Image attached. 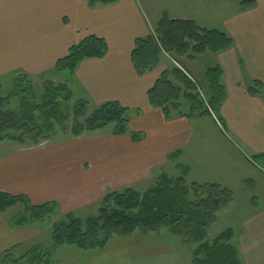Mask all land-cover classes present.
Instances as JSON below:
<instances>
[{
	"label": "crops",
	"instance_id": "obj_1",
	"mask_svg": "<svg viewBox=\"0 0 264 264\" xmlns=\"http://www.w3.org/2000/svg\"><path fill=\"white\" fill-rule=\"evenodd\" d=\"M242 1L234 0L236 11L219 22L212 16L213 22L206 24L204 16L184 9L203 10V0H176L169 9L160 0H120L94 9L85 0H0V20L10 36H15L14 45L0 59L5 68H0V76L22 71L42 78L70 47L94 35L106 41L107 53L101 59L83 60L69 81L93 107L118 102L129 110V133L78 137L0 157V192L25 195L35 206L54 203L63 213L79 212L98 203L107 191L134 188L155 170L165 171L169 165L177 170L167 160L177 150L180 163L188 168L187 180L229 188V178L217 174L219 164L212 165L206 156L204 163L196 162L204 154L199 145H203L207 127L193 123L195 118L167 121L148 103V89L174 62L162 56L154 70L139 77L130 54L135 40L149 34L162 11L173 19H189L199 27L227 34L233 41L230 49L198 58L195 64L203 60L207 67L222 68L226 98L220 116L227 132L250 153L264 156V0H253L254 6L243 10L239 9ZM253 81L262 86L259 95L247 92ZM208 120L216 137L230 143L228 135ZM131 133L140 139L133 140ZM237 152L241 161L244 154ZM256 215L245 221L242 232L232 240H237L241 259L248 264L264 261V217ZM19 231L0 215V254L20 242ZM179 250L174 240H167L154 246L83 253L57 264H181Z\"/></svg>",
	"mask_w": 264,
	"mask_h": 264
},
{
	"label": "trees",
	"instance_id": "obj_2",
	"mask_svg": "<svg viewBox=\"0 0 264 264\" xmlns=\"http://www.w3.org/2000/svg\"><path fill=\"white\" fill-rule=\"evenodd\" d=\"M85 1L94 9L120 0ZM253 6V0L241 2L243 9ZM232 45V39L224 32L199 27L192 20L169 19L164 11L149 34L135 40L130 60L139 77L154 70L162 56L174 61L147 91L150 107L160 110L165 120L207 117L217 125L222 122L219 113L226 98L222 68L219 65L207 67L202 87L192 76L189 66L201 56L217 55ZM107 50L104 39L87 36L70 47L67 55L55 64L53 72L68 77L63 85L44 82L39 99L28 97L24 89L16 90L11 97H0V141L7 137L21 145L27 141L38 145L55 134V126L66 123L70 116L73 119L69 129L72 138L101 133L109 126H112L111 135L129 133L127 108L118 102H106L96 107L91 105L92 111L86 115L88 101L71 105V92L65 88L83 60L101 59ZM23 79L28 82L26 75L15 78L20 82ZM260 89L262 86L257 81L247 86L251 95H259ZM206 94L209 96L205 99ZM213 115H218V121ZM131 136L133 140L140 139L138 135L131 133ZM180 158L179 150L167 157L169 162H175L180 172L178 176L162 171L143 193L134 188L107 193L93 217L82 219L74 213L62 215V219L52 222V248L35 246L16 257L13 247L0 254V264H57V254L64 246L74 247L81 254L95 253L106 249L114 238L132 236L137 241L150 237L156 243L174 240L178 245L194 246L193 264H242L239 249L232 243L233 229L222 230L211 242L207 239L208 230L219 212L232 201V192L216 183H188V168L180 163ZM17 205L25 208L31 221L52 220L59 214L54 203L35 206L25 195L0 192V215ZM27 224L21 219L17 226L12 225L20 228Z\"/></svg>",
	"mask_w": 264,
	"mask_h": 264
},
{
	"label": "rangeland",
	"instance_id": "obj_3",
	"mask_svg": "<svg viewBox=\"0 0 264 264\" xmlns=\"http://www.w3.org/2000/svg\"><path fill=\"white\" fill-rule=\"evenodd\" d=\"M160 1H161L160 4L162 5L163 8L169 9L175 6L176 0H160ZM246 1H250V0H246ZM203 3H204L203 10L196 9L193 6H185L184 9L187 10L186 12L189 14H194V15L197 14L199 18H202L204 16L205 17L204 23L206 24L213 22V20L211 19L212 16L214 17L215 21L219 22V19L224 18L227 16V14L236 11L238 6V3H235L234 0H203ZM239 6H240L239 9L243 10V8L241 7V3ZM18 7H20V2L18 3ZM0 8H1V4H0ZM161 13L159 15H161ZM168 17L169 19H173L171 18L170 13L168 14ZM14 41H15V36L14 37L10 36V32L7 29L6 30L4 29L3 19L0 20V59L9 50V48L14 45ZM205 56L206 55H204V57ZM201 57L203 59V56ZM165 59H167L168 61L171 60L169 58H165ZM171 64L174 65L173 63ZM207 64L208 62L202 60V62H198L196 64L194 62L192 65L189 66V70L192 76L202 87H203V78H204L203 73L207 69ZM0 68L1 70H5L3 65L0 66ZM64 75L66 74H57L56 72H53V70H51L42 78L40 77L34 78L27 76L28 82L25 79H23L22 82H20L19 80L16 81L15 78L17 76H23L22 71H17L13 75L5 73L3 76H0L1 77L0 97H11L13 96V93L16 90L24 89L26 90L28 97L32 96L35 99H39L44 89L43 87L44 82L52 83L55 85L58 84L63 85L65 83L64 79L66 78L68 79V77ZM73 86H74L73 83L69 81L68 85H66L65 87L68 89V92L69 91L71 92V100H70L71 105L80 101L83 102L87 101L81 96V94L78 93V91L74 89ZM203 90H201V92L204 94ZM207 96L209 95L206 94L203 97L206 99ZM86 104H88L86 115H89L92 111V106L89 102H86ZM213 116H215L214 118H216V120L218 121V115H213ZM195 119L198 120H194L193 123L195 124L198 123L201 126L207 127L203 132V140H202L203 145H199L200 151L204 152L205 155L204 154L199 155L201 158L198 159L196 158V162L197 163L203 161L205 162L204 158L206 156L208 160L211 159L209 161L212 165L215 164L220 165V166L217 165L218 166L217 174L221 176L224 175L227 176L231 182L230 187L228 189L232 192V201L230 202L229 205L226 206V208H224L221 212H219L217 220L215 221V223H213L210 226L208 230L207 239L211 242L212 239L219 232H221L226 228L233 229L235 232L234 235L236 236L237 239V235L240 232H242L243 230L242 226L244 225L247 219H251V217H253L256 214H257L256 216L260 215V217H264V156L250 153L241 145V143L238 142V140H236L234 137H231L227 132L228 128L224 120H222V122L217 123V126L220 127V131L222 133L226 134V136L228 135L227 138L230 141V143L216 137L215 134L216 131L210 129V125L212 122L209 121L207 117H201V118L195 117ZM72 123H73V119L72 116H70L66 123L60 125L57 124L54 128L55 134L53 133L52 136L47 140L40 141L38 145H33L30 141H27L25 144L21 145L6 137L2 141H0V157L13 154L18 151L30 150L32 148L54 145L56 143L58 144L61 142H65L69 139H73L69 133V129L72 126ZM220 123L222 124L224 123V125L221 126ZM111 129L112 126H109L101 133L84 134L80 137H89L91 135H96V136L110 135ZM237 151H241L244 154V157L243 158L241 157V161L243 165L239 160ZM88 155H91V153H87L86 156ZM171 163L175 165V162L172 161ZM224 166L227 169L224 168ZM239 169H244L245 171L240 172ZM160 172L162 171H158V170L153 171L152 177L150 179L136 185L134 189L140 193L145 192L146 189H148L152 184L156 182V179L160 174ZM164 172H166L169 176H178L180 174L178 170H175L170 165ZM232 174L234 177L232 176ZM187 181L188 183H191L189 180ZM113 191H119V190L107 191L104 194V196L107 193ZM101 199L99 200L98 203H95L92 206H89L88 208H83L79 212H73V213L82 219L93 217L97 214V210L99 208V203ZM65 214L67 213H63L59 211V214H55L52 217V220L44 219L42 221H37V220L31 221L30 215L25 213V208L21 205H17L16 207L8 210V212H6L3 215V218L9 224L11 223L17 226V221L21 219L25 220L28 223L27 226L18 228L20 230L19 233L21 235V239L20 242L17 243L18 245L17 244H15V246L13 245L15 247L13 249L14 255L16 257H20L23 254H25L27 251H29V249L35 246H40L43 247L44 249L52 248L54 245L52 240V230H51L52 222L55 221L56 219L57 220L62 219L61 218L62 215L64 216ZM134 237L135 236L129 238L128 237L114 238L109 243L107 249L129 248L132 246H154L157 244L156 242L152 241V238L149 239L150 237L146 239L143 238L142 240L140 239V241H137L138 239ZM138 242L141 244H139ZM159 242H163V241H159ZM232 243L238 247V249L240 250L239 251L240 256L241 258H243L241 248L239 247L237 240L232 241ZM177 246L180 249L179 257L183 261L181 264H193L192 252L195 247L186 246L184 244L183 245L177 244ZM12 248L13 247H11L10 249ZM61 249L57 254V260L59 262L71 256L80 257L81 255H83L78 251H76L74 247L70 248L68 246H64ZM256 263L261 264L264 263V261H257ZM242 264H248V263L247 261L245 262V260L242 259Z\"/></svg>",
	"mask_w": 264,
	"mask_h": 264
}]
</instances>
